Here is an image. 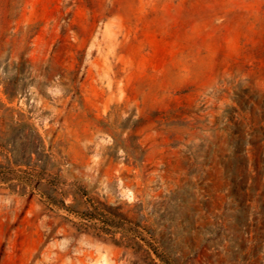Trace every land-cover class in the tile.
<instances>
[{
	"label": "rangeland",
	"instance_id": "obj_1",
	"mask_svg": "<svg viewBox=\"0 0 264 264\" xmlns=\"http://www.w3.org/2000/svg\"><path fill=\"white\" fill-rule=\"evenodd\" d=\"M0 165V264H264V0H0Z\"/></svg>",
	"mask_w": 264,
	"mask_h": 264
},
{
	"label": "trees",
	"instance_id": "obj_2",
	"mask_svg": "<svg viewBox=\"0 0 264 264\" xmlns=\"http://www.w3.org/2000/svg\"><path fill=\"white\" fill-rule=\"evenodd\" d=\"M18 126H20L19 128H21V129H22V128H25V127H28V125H27V124H24V123L19 124ZM35 141H36V142L31 141V146H30L29 150H27L26 154L30 155V153H31L32 151L37 152V149L39 148L40 137H39L36 133H35ZM22 161H23V160H18L17 162L15 161V164H20ZM22 163L28 165L27 162H22ZM1 168H3L2 165H0V169H1ZM2 173H3V172L0 171V174H2ZM0 179H4V178H0Z\"/></svg>",
	"mask_w": 264,
	"mask_h": 264
}]
</instances>
